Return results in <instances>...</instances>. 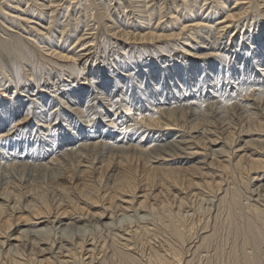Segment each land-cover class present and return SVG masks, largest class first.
Returning <instances> with one entry per match:
<instances>
[{"label":"bare ground","instance_id":"1","mask_svg":"<svg viewBox=\"0 0 264 264\" xmlns=\"http://www.w3.org/2000/svg\"><path fill=\"white\" fill-rule=\"evenodd\" d=\"M0 264H264V0H0Z\"/></svg>","mask_w":264,"mask_h":264}]
</instances>
